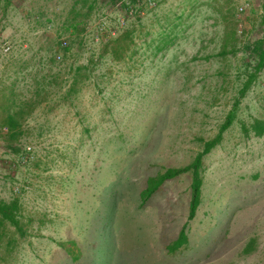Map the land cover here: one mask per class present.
Segmentation results:
<instances>
[{"label":"rangeland","instance_id":"374dc122","mask_svg":"<svg viewBox=\"0 0 264 264\" xmlns=\"http://www.w3.org/2000/svg\"><path fill=\"white\" fill-rule=\"evenodd\" d=\"M247 1L250 10L238 16L237 6ZM157 2L137 18L133 11L121 16L120 4H104L90 15L81 65L99 59L100 37L107 40L110 31L137 26L140 37L130 62L98 60L95 78L102 88L83 87L75 110L85 115L84 123L65 131L63 111L51 103L44 117L39 104L25 122L21 153L0 138V197L20 200L27 233L21 238L8 227L17 245L9 250L10 238L4 240L0 264H264V137H248L241 128L264 119V70L242 100L239 122L205 158L204 201L189 226V246L169 254L188 221L190 174L166 182L144 206L141 199L149 178L189 165L203 148L201 139L218 134L247 66L256 64L243 47L261 37L264 0ZM13 4L0 13L1 105L28 102L51 73L41 68L53 43L70 42L59 28L73 16L75 0ZM156 16L180 19L162 52L159 35L170 23H157ZM226 47L237 52L222 56ZM19 65L34 69L18 74ZM4 116L0 111V120ZM86 124L90 132L83 131ZM251 239L257 250L244 255ZM61 242L78 245L79 262Z\"/></svg>","mask_w":264,"mask_h":264},{"label":"trees","instance_id":"16d2710c","mask_svg":"<svg viewBox=\"0 0 264 264\" xmlns=\"http://www.w3.org/2000/svg\"><path fill=\"white\" fill-rule=\"evenodd\" d=\"M13 1L14 0H0L1 3L5 2V11H7L9 6H12ZM106 1L108 0H75V4L71 10L73 16L67 18V20L64 21L62 26L59 28L60 36L69 35L70 42H59L58 44L53 43L48 48V53L51 55L48 65H81L77 62V58L80 56L83 49L88 27L87 20L90 18L92 13H100V8H102L104 4H107ZM152 3H155V5H152ZM119 4L121 16H125L127 18L130 17L132 11L137 18V13H141L144 7L158 6L157 0H128V3L124 0H109L108 6H118ZM49 22L52 21L49 20ZM136 27L137 26H128L123 29H116L114 34L110 31L112 35L110 38L107 37V40H105L104 37L101 38L97 34L102 41V47L100 48V54H98V60L100 61L105 57H108L111 62L115 63L130 62V60H133L138 54L137 38L140 37V35L137 34V30L135 29ZM171 34L172 33L170 32L168 35H161L164 43L157 48V51L162 52L167 49V38ZM243 51L247 54L246 56L256 58V64L254 67L251 65L247 66L246 79L239 90V97L235 100L232 109L225 117L218 134L210 140L201 139L203 148L189 165L178 168H169L164 173H160L155 177L149 178L146 189L141 193L142 205L144 206L151 199V197L165 185L166 182L178 179L186 174H190L192 177L188 221L181 230L177 240H175L168 247L170 256L177 255L183 248L189 246L190 244L189 226L191 222L197 218L198 212L204 201L203 190L205 185V158L224 142L226 133L229 132L237 122H239L242 100L246 97L252 86L257 82L264 70V37L253 44H247L243 47ZM236 52V48L229 50L226 47L225 50L222 51L221 55L227 56ZM62 53L64 57L60 55ZM58 59H61V63L59 62L60 64L58 63ZM98 60L95 56L90 57L88 59V63L84 65H97ZM87 78L88 71L83 67H80L77 70V81ZM51 84H56V81L52 80ZM47 89H43L42 92L45 93L44 95H49V91ZM43 93L40 92L38 96H43ZM39 104V102L35 101L18 102L15 99H9L8 103H4L2 105L0 104V111L3 110V113L5 114L3 119L0 120V138L6 141L8 149L14 150L16 153H21V149L17 148V145L26 135L24 127L25 122L31 115L32 111ZM241 128L243 133L248 137H264V119L254 118L250 123L242 122ZM21 209L22 206L19 199L6 201L0 197V248L6 238H10L6 247L9 250H14L16 248L17 241L9 236V226L15 227L21 238H24L27 235L20 217ZM59 246L64 248L75 263L79 262L82 257V252L75 242H61L59 243ZM256 250L257 239H251L246 248L243 250V254L250 255Z\"/></svg>","mask_w":264,"mask_h":264},{"label":"crops","instance_id":"0c3cea01","mask_svg":"<svg viewBox=\"0 0 264 264\" xmlns=\"http://www.w3.org/2000/svg\"><path fill=\"white\" fill-rule=\"evenodd\" d=\"M124 1L128 3V0H124ZM165 2H167V0H165ZM168 3L170 2L168 1ZM13 5L14 4L12 3V6H9V8L7 9L8 12L11 11L10 9L11 7H13ZM175 5L177 6V4L170 5L171 11L174 10ZM4 6H5V2L3 3L0 2V13L6 12L4 10L5 8ZM157 16L156 18H153L157 23H163L164 20L170 23L168 27V31L167 29H164V32H162L161 30L160 32L162 33L159 36L166 34L165 32L170 33L171 31H173L174 27L178 25V21H180V19L179 20L176 19L177 17L167 19L166 16L164 17H157ZM80 67H83L84 69L88 71V78L81 80V81L80 80L77 81L76 79L77 70ZM23 68L24 67H21V65L18 66V69H19L18 74L24 73L25 70L27 71V70L34 69L31 67H28L25 69ZM36 69L38 70V67H36ZM41 69L48 70V71L50 70L51 73H49L48 75H45L44 79L40 80V82L37 83V86H35L34 93L31 95V100L29 101H35L41 104V107L43 108L42 111H44L43 112L44 117L47 114H49L50 111H52L53 109L52 106H54L55 104L56 109L63 111L61 125H63V127L66 128V130L64 129L65 131L69 132L70 130H67V128L75 127L78 124L81 125L82 123H84L85 115H82V112H78L75 110H76L77 102L80 99L79 95L81 91L83 90V87L85 86L89 87L93 85L96 89L98 88V86L102 88L95 78V74L97 73L96 71L98 70V67L96 65H56L55 67H52L50 65H46V66L44 65V67ZM49 79H50V82H48ZM52 80H55L56 84H51ZM48 87L51 90V93H49L50 95H44L45 93H43L42 91L43 89L45 88L47 89ZM40 92L43 93V96L41 95V97L38 96ZM23 100L25 101V99ZM51 103H53L52 106H51ZM70 116H73V117L71 118ZM74 119L77 120L75 123H73ZM42 128H46V126H43ZM83 131L90 132L89 125L86 124L85 129Z\"/></svg>","mask_w":264,"mask_h":264},{"label":"built area","instance_id":"2783aa9c","mask_svg":"<svg viewBox=\"0 0 264 264\" xmlns=\"http://www.w3.org/2000/svg\"><path fill=\"white\" fill-rule=\"evenodd\" d=\"M152 5H155V3H152ZM251 6H252V4L250 3V2H241L238 6H237V14H238V16H244V15H246L247 14V12L250 10V8H251ZM263 16H264V12H263ZM239 33L240 34H246L245 33V29L243 28V27H241L240 29H239ZM248 36V35H247ZM264 37V29H263V31L261 32V37L258 39V40H260V39H262ZM258 40H256V41H258ZM256 41H254V42H256ZM254 42H252V44L254 43ZM10 50H11V47L10 46H7L6 47V49H5V52H10Z\"/></svg>","mask_w":264,"mask_h":264}]
</instances>
